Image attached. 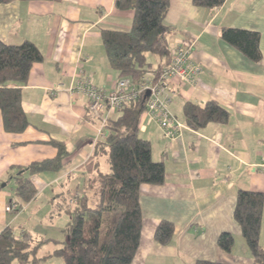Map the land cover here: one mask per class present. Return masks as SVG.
<instances>
[{"label": "crops", "instance_id": "obj_1", "mask_svg": "<svg viewBox=\"0 0 264 264\" xmlns=\"http://www.w3.org/2000/svg\"><path fill=\"white\" fill-rule=\"evenodd\" d=\"M133 16L132 11L116 10L113 0L0 5V42L29 41L43 55L21 87V106L29 127L22 133L7 132L0 112V232L46 196L48 214L64 222L56 226L50 220L43 234L46 239L64 241L70 222L66 207L79 193L80 168L99 140L98 122L88 113L85 99L69 90L79 76L91 78L98 88L113 87L117 73L108 63L100 33L103 29L128 31ZM164 23L172 30L171 51L192 45L193 60L201 72L197 86L174 87L169 109L184 126L177 139H164L157 125L145 114L140 117V134L151 144L153 161L163 163L165 184L140 188L143 228L132 264L237 263L228 260L232 250L229 254L219 250L217 238L222 233H230L234 241L242 238L233 217L238 190L264 195V0H226L217 9L194 7L191 0H171ZM224 28L259 33L262 61L251 63L221 40ZM209 102L228 111L227 123L189 128L183 118L184 105ZM50 141L64 143L73 152L71 160L57 174L31 178L37 196L13 220L14 214L4 210L16 200L9 174L21 168L25 176L31 163L52 159L56 150ZM160 221L175 227L168 246L153 239ZM259 242L264 248V209ZM246 264H252L251 255Z\"/></svg>", "mask_w": 264, "mask_h": 264}, {"label": "trees", "instance_id": "obj_2", "mask_svg": "<svg viewBox=\"0 0 264 264\" xmlns=\"http://www.w3.org/2000/svg\"><path fill=\"white\" fill-rule=\"evenodd\" d=\"M14 1L35 0H0V5ZM170 1L113 0L116 10L134 14L128 31L103 29L100 33L108 63L117 73L116 81L131 79L138 87L155 84L163 70L169 67L172 30L164 21ZM225 1L191 0V3L198 8L217 9ZM220 38L251 63L262 61L259 33L224 28ZM42 60L41 52L29 41L18 45L0 42V112L7 132L22 133L30 125L21 106V87L27 83L32 66ZM146 93L140 92L136 99L123 102L115 113L99 118L93 117L86 99L78 95L85 99L91 117L100 123V120L104 121L106 135L94 143L91 156L80 168L83 184L77 189L79 193L74 203L66 207L70 222L63 232L65 239L57 242L45 238L38 242L29 232L22 231L17 235L14 228L8 226L0 232V264H132L143 228L140 188L142 185L165 184L164 165L153 161L151 144L140 134V117L146 115ZM183 118L189 128L199 129L209 123L226 124L229 113L213 102L205 106L186 103ZM49 144L56 150L52 159L31 163L26 167L25 176V171L18 174L23 170L21 168L9 174L17 204L13 214L36 198L32 177L57 174L70 162L73 152L64 143L50 141ZM263 209L262 193L237 191L233 217L241 229L252 264H264V248L259 242ZM174 233L171 222L160 221L153 239L161 246H168ZM49 244L53 245V250L40 256L42 247ZM233 245L234 237L230 233L218 236L217 246L222 252L229 254ZM195 264L238 263L196 261Z\"/></svg>", "mask_w": 264, "mask_h": 264}, {"label": "built area", "instance_id": "obj_3", "mask_svg": "<svg viewBox=\"0 0 264 264\" xmlns=\"http://www.w3.org/2000/svg\"><path fill=\"white\" fill-rule=\"evenodd\" d=\"M194 49L192 45L182 46L171 51V62L164 69L160 80L155 84L142 87L134 85L131 79L116 81L110 91L97 90L89 77L79 76L70 92L73 95L81 94L90 105L93 117L110 115L120 109L125 101L136 99L140 92L148 93L146 103V117L150 123L159 127L162 136L166 140H175L180 135L184 126L172 115L169 105L174 93V87L178 84L190 87L197 86L201 68L193 60ZM56 91L51 92L55 95ZM108 103H106V102ZM98 122L97 138L102 139L106 135L103 120ZM75 197L70 201L74 203ZM17 208L16 200H11L5 207L7 213H12Z\"/></svg>", "mask_w": 264, "mask_h": 264}, {"label": "rangeland", "instance_id": "obj_4", "mask_svg": "<svg viewBox=\"0 0 264 264\" xmlns=\"http://www.w3.org/2000/svg\"><path fill=\"white\" fill-rule=\"evenodd\" d=\"M8 188V187H7ZM46 195V194H45ZM77 194H74L70 201L75 197ZM47 197L41 196L37 201L30 207L28 210L18 218L12 225L14 228V232L19 235L21 231L29 232L33 237L37 239L39 242L41 239H45V233L43 234V226L52 224L50 220H53L54 225L58 226L61 222H64V219L57 218L56 216L48 214V205L46 203ZM54 208V205L52 206ZM24 206L22 207V209ZM5 210V209H4ZM21 211V210H20ZM6 212V211H5ZM16 214L11 215L10 218L13 219ZM15 219V218H14ZM13 219V220H14ZM53 250V246H45L42 247L41 252L39 253L40 256H44L50 253ZM250 257V252L242 238H236L234 241V245L232 248V256L228 257V260L234 259L237 263L246 264L247 259Z\"/></svg>", "mask_w": 264, "mask_h": 264}, {"label": "water", "instance_id": "obj_5", "mask_svg": "<svg viewBox=\"0 0 264 264\" xmlns=\"http://www.w3.org/2000/svg\"><path fill=\"white\" fill-rule=\"evenodd\" d=\"M145 96H148V93H146V95H145ZM23 172H24V171H20L18 174H20V175H21V174H23Z\"/></svg>", "mask_w": 264, "mask_h": 264}]
</instances>
